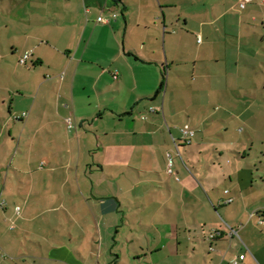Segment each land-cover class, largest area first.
<instances>
[{
	"label": "crops",
	"instance_id": "1",
	"mask_svg": "<svg viewBox=\"0 0 264 264\" xmlns=\"http://www.w3.org/2000/svg\"><path fill=\"white\" fill-rule=\"evenodd\" d=\"M14 3L0 30L14 259L42 257L24 233L51 264H264V153L249 149L264 147V0Z\"/></svg>",
	"mask_w": 264,
	"mask_h": 264
},
{
	"label": "rangeland",
	"instance_id": "2",
	"mask_svg": "<svg viewBox=\"0 0 264 264\" xmlns=\"http://www.w3.org/2000/svg\"><path fill=\"white\" fill-rule=\"evenodd\" d=\"M15 0H0V30L4 29L6 25L9 26L10 31L12 30V28H14L15 24L17 22H19L20 17L17 15L18 12H16L15 8ZM14 30V29H13ZM10 35V34H8ZM8 35H3V45L4 47L9 45V41L6 40ZM0 107H1V102H0ZM252 148V153L255 157H261L260 153H264V147H262L260 144L254 145V146H249V149ZM248 153H250L248 151ZM171 155V154H170ZM172 156V155H171ZM173 157V156H172ZM0 171H1V166H5L4 163V157H0ZM5 168V167H4ZM5 170V169H4ZM3 188L0 184V197L2 196L1 192H2ZM5 198V196H4ZM20 198V196H19ZM16 234H12V237H16ZM19 241H21L22 243L26 244V246H30L32 247L36 252L38 250V252L41 254V258H36L33 257L31 255H28L27 257H19L17 259L15 255H12L11 252L12 250L8 247L4 248L1 243H0V250H4V255L0 256V263H4V264H51L50 262L44 261V256L46 257V255H48L46 250L41 249V247L38 245V241L36 238H33L32 236H29L27 234H20L18 236ZM12 245L14 243H11ZM2 246V247H1ZM3 248V249H2ZM28 254V253H27Z\"/></svg>",
	"mask_w": 264,
	"mask_h": 264
},
{
	"label": "built area",
	"instance_id": "3",
	"mask_svg": "<svg viewBox=\"0 0 264 264\" xmlns=\"http://www.w3.org/2000/svg\"><path fill=\"white\" fill-rule=\"evenodd\" d=\"M253 0H239V6L241 8H245L248 4L252 3ZM115 16V15H114ZM99 22H104V20L102 18H99ZM199 42H201V40L199 39ZM29 60V55H25L20 59V64L22 65H27V62ZM153 111V110H152ZM28 116V113H23L20 116H16L15 120L16 121H22L24 118H26ZM70 123V121H68ZM70 127H72V125L70 124ZM183 137L185 140H190L195 136V131L190 128V126H184L181 130ZM172 166V161L170 163V167ZM171 173V170H170ZM232 200H227L226 204L231 203ZM261 224L264 225V219L261 220ZM224 235V233L222 231L219 230H213L209 236V240H214L216 238L222 237ZM230 236H238V232L235 230H231ZM245 259V255H241L238 259H236L233 264H239L241 261H243Z\"/></svg>",
	"mask_w": 264,
	"mask_h": 264
}]
</instances>
